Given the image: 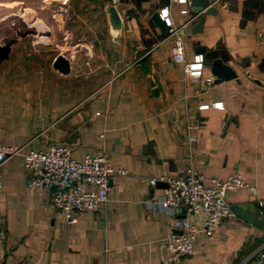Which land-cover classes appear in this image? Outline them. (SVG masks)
Returning a JSON list of instances; mask_svg holds the SVG:
<instances>
[{"label":"crops","instance_id":"obj_1","mask_svg":"<svg viewBox=\"0 0 264 264\" xmlns=\"http://www.w3.org/2000/svg\"><path fill=\"white\" fill-rule=\"evenodd\" d=\"M109 4L0 0V44L13 40L0 63V143L23 147L1 166L0 264H163L165 239L179 228L171 212L150 205L165 188L150 180L190 164L206 183L239 172L256 190H229L231 215L214 240L200 234L182 264H264V0H215L218 13L191 33L200 15L188 0H120L119 42ZM165 7L189 57L206 47L201 78L173 60L174 40L152 20ZM40 29L47 35L37 36ZM60 54L70 61L67 74L54 68ZM215 58L238 77L208 83ZM215 102L224 107L200 108ZM52 145L70 147L78 160L106 154L125 172L113 175L108 201L75 223L54 208L49 190L28 186L24 153Z\"/></svg>","mask_w":264,"mask_h":264},{"label":"built area","instance_id":"obj_2","mask_svg":"<svg viewBox=\"0 0 264 264\" xmlns=\"http://www.w3.org/2000/svg\"><path fill=\"white\" fill-rule=\"evenodd\" d=\"M185 3L187 0H177ZM120 0H111L117 5ZM161 17L168 26L167 38H172V57L176 63L182 64L188 77L201 78L206 69V56L198 52L188 56L184 42L171 16L169 8L161 10ZM213 75L206 77L208 83L213 82ZM210 106L223 108L222 102L202 104L201 109ZM191 141L197 138L191 137ZM22 146L0 143V189L3 187L1 166L12 156L22 153ZM25 168L29 174L28 186L33 189L49 190L52 204L57 211L62 212L69 222L75 223L81 212L93 210L108 201L111 179L114 174L125 173L117 169L106 154L91 155L85 153L78 160L72 156L68 146L52 145L46 149L30 150L24 153ZM158 181L166 183L164 194L159 199L150 201V205L171 212L175 218L174 226L182 233H173L167 236L164 246L168 256L163 264H182L184 258L191 256L194 245L200 234H205L209 240H214L218 227L224 218L231 215V208L226 200L229 190L249 188L250 185L236 172L229 179L212 178L210 183L205 182L204 175L193 165L177 175H163L151 178L152 185ZM186 214L185 217L180 215ZM203 216L200 225L192 223L187 216ZM7 240L5 223L0 221V262L4 260L3 246ZM264 263V251L259 253Z\"/></svg>","mask_w":264,"mask_h":264},{"label":"water","instance_id":"obj_3","mask_svg":"<svg viewBox=\"0 0 264 264\" xmlns=\"http://www.w3.org/2000/svg\"><path fill=\"white\" fill-rule=\"evenodd\" d=\"M189 5L192 9L194 15H200L199 21L192 27L187 28L188 32H202L204 29V22L208 14H217L218 7L214 5L215 0H188ZM110 26L113 31V37L116 42L120 41L123 21L122 17L114 4H109L106 8ZM154 23L162 30V32H167L168 26L166 21L162 19L161 13L155 12L152 16ZM13 40L6 39L4 44H0V63L8 59L11 52V47ZM195 51L206 53V47L203 45H197ZM54 68L63 74H67L71 70V64L69 59L60 54L54 61ZM211 74L213 75V83L219 84L224 81L232 80L238 77L237 71L228 63H226L222 58H215L211 64ZM166 186V183H165ZM258 210H263L261 204L257 205ZM259 213V212H258ZM176 233H182V230L179 229Z\"/></svg>","mask_w":264,"mask_h":264},{"label":"rangeland","instance_id":"obj_4","mask_svg":"<svg viewBox=\"0 0 264 264\" xmlns=\"http://www.w3.org/2000/svg\"><path fill=\"white\" fill-rule=\"evenodd\" d=\"M41 30V29H40ZM23 31V30H22ZM37 36H46L47 34H46V31H44V30H41V32L40 31H38V33L36 34ZM52 52H54V53H56V50H54V51H52Z\"/></svg>","mask_w":264,"mask_h":264}]
</instances>
